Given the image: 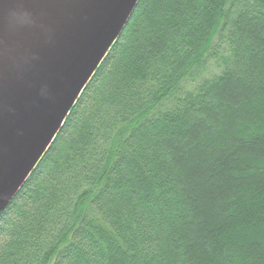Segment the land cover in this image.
Returning a JSON list of instances; mask_svg holds the SVG:
<instances>
[{"label": "trees", "instance_id": "16d2710c", "mask_svg": "<svg viewBox=\"0 0 264 264\" xmlns=\"http://www.w3.org/2000/svg\"><path fill=\"white\" fill-rule=\"evenodd\" d=\"M0 264H264V0H140L0 213Z\"/></svg>", "mask_w": 264, "mask_h": 264}, {"label": "water", "instance_id": "95a60500", "mask_svg": "<svg viewBox=\"0 0 264 264\" xmlns=\"http://www.w3.org/2000/svg\"><path fill=\"white\" fill-rule=\"evenodd\" d=\"M140 0H0V213ZM27 15L29 22L19 18Z\"/></svg>", "mask_w": 264, "mask_h": 264}, {"label": "clouds", "instance_id": "9594fccd", "mask_svg": "<svg viewBox=\"0 0 264 264\" xmlns=\"http://www.w3.org/2000/svg\"><path fill=\"white\" fill-rule=\"evenodd\" d=\"M29 20H30V17H28L27 15L21 16L19 18V22H21V23H27V22H29Z\"/></svg>", "mask_w": 264, "mask_h": 264}]
</instances>
